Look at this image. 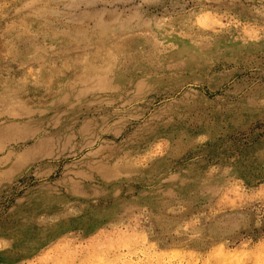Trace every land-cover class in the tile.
Instances as JSON below:
<instances>
[{
    "label": "rangeland",
    "instance_id": "1",
    "mask_svg": "<svg viewBox=\"0 0 264 264\" xmlns=\"http://www.w3.org/2000/svg\"><path fill=\"white\" fill-rule=\"evenodd\" d=\"M264 0H0V264H262Z\"/></svg>",
    "mask_w": 264,
    "mask_h": 264
},
{
    "label": "snow or ice",
    "instance_id": "2",
    "mask_svg": "<svg viewBox=\"0 0 264 264\" xmlns=\"http://www.w3.org/2000/svg\"><path fill=\"white\" fill-rule=\"evenodd\" d=\"M262 264H264V262H262Z\"/></svg>",
    "mask_w": 264,
    "mask_h": 264
}]
</instances>
